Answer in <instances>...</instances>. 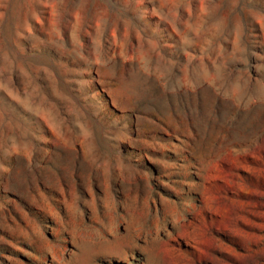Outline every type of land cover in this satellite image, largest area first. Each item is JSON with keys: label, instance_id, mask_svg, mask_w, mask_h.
<instances>
[{"label": "rangeland", "instance_id": "1", "mask_svg": "<svg viewBox=\"0 0 264 264\" xmlns=\"http://www.w3.org/2000/svg\"><path fill=\"white\" fill-rule=\"evenodd\" d=\"M0 264H264V0H0Z\"/></svg>", "mask_w": 264, "mask_h": 264}]
</instances>
